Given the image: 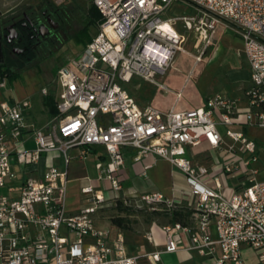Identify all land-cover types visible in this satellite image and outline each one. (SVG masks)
I'll return each mask as SVG.
<instances>
[{
  "label": "built area",
  "instance_id": "obj_1",
  "mask_svg": "<svg viewBox=\"0 0 264 264\" xmlns=\"http://www.w3.org/2000/svg\"><path fill=\"white\" fill-rule=\"evenodd\" d=\"M90 2L100 14L98 30L81 53L57 72L56 115L38 127L25 119L29 102L0 103V264H140L142 259L157 263L159 253L132 254L121 235L113 237L95 227L94 214L106 201L105 187H95L86 178L88 185L81 188V195L90 206L76 214L66 212L68 168L90 154L95 157V182H109L108 190L118 199L123 148L135 151L134 162L148 155L164 159L189 181L190 223L163 226V252H195L208 264H246L245 247L256 252L255 264H264V180L256 179L259 171L252 167L259 148L245 133L228 129L234 123L264 129V0ZM177 2L193 6L195 12L164 17ZM222 21L236 29L248 62L246 110L240 112L236 100L221 94L198 108L176 104L167 110L140 108L126 85L140 77L168 91L156 77L172 67L177 55L187 54L186 38L176 22L195 34L193 64L197 66ZM41 94L46 96L47 89L42 88ZM175 96L177 103L181 93ZM215 115L233 142L228 152L238 146L240 153L217 173L192 164L186 154L187 147L202 142L212 149L220 147ZM29 140L33 148L25 146ZM239 173L247 185L227 192L221 177ZM138 201L160 205L167 212L181 205L160 194Z\"/></svg>",
  "mask_w": 264,
  "mask_h": 264
},
{
  "label": "rangeland",
  "instance_id": "obj_2",
  "mask_svg": "<svg viewBox=\"0 0 264 264\" xmlns=\"http://www.w3.org/2000/svg\"><path fill=\"white\" fill-rule=\"evenodd\" d=\"M45 0H0V17L4 16L10 10L43 4ZM64 13L68 15L67 21L62 25L52 24V28L56 30H64L65 34L61 35L62 44L54 50L53 56L41 64L36 69L25 70L19 74L16 80H5L3 86L0 87V98L11 101L13 103L29 102L30 109L25 112L26 121L28 123H37L41 125L48 121V113L43 107V101L46 96L41 94V89L46 88L49 93L52 92L55 103L59 99L60 88L57 84L55 76L58 66L66 65L68 62L76 58L82 51L83 46L76 44L72 39V35L82 30H85V35L93 38L97 33L98 26L88 25L89 16L92 14L90 0H66L61 4ZM195 12L193 6L185 2H177L171 6L170 11L164 14V17L178 18L183 15H192ZM176 29L186 38L185 51L186 55H177L174 59L172 67H170L163 75L159 74L156 77L157 81L167 86L168 91H162L157 86L147 82L146 80L135 77L127 85L126 88L136 101L140 108L152 106L160 110L169 107L175 101V93L180 92L183 95L182 104L190 105L194 100L200 101L207 96V92L198 94L202 88L201 82H198V77L201 70H215L211 73L213 76L210 84L226 85L231 80L232 73L227 74V70H239L245 68V57L241 53L242 44L239 40V35L234 27L225 23L218 22L213 36V45L210 46L203 60L197 66L193 64L194 36L193 32L185 31L182 26L176 22ZM226 36V46L223 43L222 37ZM241 74V73H240ZM245 74V73H243ZM228 75V77H227ZM229 79V80H228ZM207 84V83H206ZM237 85L227 87L223 92L230 93L235 97L240 96L237 92ZM2 100V101H4ZM232 130L231 128H228ZM250 135H255L260 144H264V129L250 131ZM231 146L230 141L226 140V150ZM226 151V154H227ZM227 156V155H226ZM214 158V156H213ZM92 156H88L84 162H80V170L78 173L69 177V184L66 191V211L68 209L80 210L90 206L85 203L81 195V188L88 185L87 177L90 180L97 178L92 164ZM264 177V174L261 175ZM95 187L102 189L105 187L107 191H103V196L106 199L103 208L94 214L99 216L94 218L95 227L101 229L114 228L111 224V218H123V226L120 229L114 228V236L119 234L123 237L130 251L135 254L144 252L143 246L149 248L144 236L150 227L154 225L160 226L167 222V216L161 213L162 206L154 205L147 206L139 201L126 202L119 195L118 199H113L114 194L109 191V182H98L93 184ZM5 194V190H2ZM118 201L122 202L118 209ZM107 231V230H106ZM242 257L246 264H255L257 254L251 249L243 247ZM209 261L197 260L192 264H208ZM158 264H182L176 261L173 257L162 255L161 261Z\"/></svg>",
  "mask_w": 264,
  "mask_h": 264
},
{
  "label": "crops",
  "instance_id": "obj_3",
  "mask_svg": "<svg viewBox=\"0 0 264 264\" xmlns=\"http://www.w3.org/2000/svg\"><path fill=\"white\" fill-rule=\"evenodd\" d=\"M222 39H223V43L226 46V36H223ZM239 40L241 41L240 37H239ZM241 44H242V41H241ZM245 60H246L245 68L247 70L239 69V70H227L226 71L227 74L232 73L231 80L228 79L229 83L226 85H214V84L211 85L210 80L213 77L211 76V73H213L215 70H201V73L199 74L201 76L198 77V82L199 83L201 82L202 88L199 90L200 92H196V93L201 94V93L207 92V96L204 99H201L200 101L194 100L192 104L185 105V104H182L181 102L183 95L180 89L179 90L180 92H177V93H181V97L179 101L176 103V99H175L174 103L164 110H167L168 108H170L172 105H175V104L177 108H182V109L198 108V107L203 106L208 98L212 97L215 94H221L223 96L236 100V108L240 112L245 111L246 108L248 107V102L244 95V92L247 89L248 82H249V66H248V62L246 58ZM232 84L237 85L236 87L237 92H240L239 97H235L230 93L223 92V90H225L227 87L230 88ZM2 100L4 99L0 98V103L3 102ZM4 101L10 104H13L12 100L11 101L4 100ZM48 118H49L48 119L49 121L52 117H48ZM214 119L217 122V131L220 134L221 139H222L220 147L217 149H212L206 143L202 142L198 146L187 147L186 154H187V157L191 160L192 164L203 166L207 168L210 172L217 173L221 170L222 165H224L228 161H231L239 157L240 153L238 150V146L235 147V152L233 153H229L226 150V140L230 141L231 145L233 144V142L230 138L226 136L227 127L220 124L218 115H215ZM242 119L243 118H241L240 120ZM48 121L46 123L41 122V125H38L37 123H33V124H35L38 127H42L45 124H47ZM229 128H231L232 129L231 131L233 132L245 133L250 139H253L256 142L257 147L259 148V159L257 163L252 165V167L258 169L259 171L256 176V179L258 181L264 180V177H261V175L264 174V152L261 151V147L264 144H260V142H258L257 137L255 135L253 136L250 135L251 130L257 131L260 129L252 128V127H245L244 125L240 123H234ZM25 146L27 148H33L34 144L32 141L29 140L26 142ZM95 151L98 152L100 151V149H96ZM226 151H227V154H226ZM122 154L124 158V166L120 174L122 192L119 194L122 198H126V200H129V201L137 202L139 198L142 196H147L151 194H160L165 199H168V200H171L177 203L180 202L181 205H186L188 202L192 200V198L189 196L190 185H189V181L187 177L178 168L173 166L170 162L164 159L158 158L154 155H148L142 158L139 162H134L133 156L135 155V151L131 148H123ZM89 156H92L93 158L91 161H92L93 168H94L95 157L94 155H91V154ZM85 160L83 161L74 160L71 162L68 168V184H69V180H70L69 177L71 176V173L73 174L78 173L80 170V165H81L79 163L84 162ZM147 165L149 167L146 170H144V167ZM84 177L89 178L88 176H85V175L82 176L81 178H84ZM95 180L96 178L92 179L94 184H97ZM221 181L223 183L225 190H227V192H230L233 190H240L241 188L247 185L245 183V176H243L240 173L222 176ZM78 211L79 210L69 208L68 212L67 211L66 212L72 215V214H76ZM96 217H99V216H94V218ZM167 224L168 222H165V223H162L160 226L154 225L149 228V230L146 232L144 236V239L150 247L145 248L143 246L144 252L138 255H146V254L156 253V252L159 253L160 260L155 264L160 263L162 255L173 257L176 261H179L182 264H192V262H196L197 260H202L195 252H187L183 250L177 253H171V254L163 252L165 234L162 228L163 226ZM98 229L104 230V231L107 230L111 233L113 237H116V235L114 236L115 229L112 227H110L109 229H101L98 227ZM213 235L215 237L214 233ZM148 236L151 238V241L147 240ZM127 248H128V245H127ZM128 251L132 253L129 248H128ZM140 264H149V263L145 259H142Z\"/></svg>",
  "mask_w": 264,
  "mask_h": 264
},
{
  "label": "flooded vegetation",
  "instance_id": "obj_4",
  "mask_svg": "<svg viewBox=\"0 0 264 264\" xmlns=\"http://www.w3.org/2000/svg\"><path fill=\"white\" fill-rule=\"evenodd\" d=\"M63 9L54 0H45L36 7L10 10L0 17V66L22 74L48 61L62 44L61 35L67 32L52 28V24L67 21Z\"/></svg>",
  "mask_w": 264,
  "mask_h": 264
},
{
  "label": "trees",
  "instance_id": "obj_5",
  "mask_svg": "<svg viewBox=\"0 0 264 264\" xmlns=\"http://www.w3.org/2000/svg\"><path fill=\"white\" fill-rule=\"evenodd\" d=\"M91 10H92V14L88 17L89 18L88 25L97 24L98 26L100 22V14L93 5H91ZM85 34H86L85 30H82L72 35L71 39L76 44L84 47L92 39L90 36H86ZM60 68L61 66H58L56 68L55 76H57V72ZM18 75H19L18 73H14V72H11L10 70L3 69L0 66V82H3L5 80H9L10 82L14 81L16 80ZM43 107L45 111L48 113L49 117H53L56 115L57 110H56L55 100L53 98L52 92L51 93L48 92V94L46 95L45 100L43 101ZM117 202H118L117 208L119 209L122 205V202L118 200ZM161 213H164L167 216L168 224L180 223L185 226L190 223V217H191L192 211L186 205H179V206H176V208L172 210L171 212L162 210ZM110 221L114 228L120 229L123 226L124 219L123 218H111Z\"/></svg>",
  "mask_w": 264,
  "mask_h": 264
}]
</instances>
